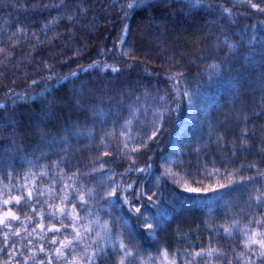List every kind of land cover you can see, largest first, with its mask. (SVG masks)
<instances>
[{
  "label": "trees",
  "instance_id": "obj_1",
  "mask_svg": "<svg viewBox=\"0 0 264 264\" xmlns=\"http://www.w3.org/2000/svg\"><path fill=\"white\" fill-rule=\"evenodd\" d=\"M129 2L0 0L5 50L0 53V189L8 184V194L24 197L11 204L25 224L23 232L44 229L26 241L9 236L8 245L0 233V264H48L49 257L59 264L51 242L61 237L60 222L70 226L69 214L80 203L75 189L101 191V162L118 184L132 185L125 193L130 199L133 189L143 194L135 206L159 219L149 235L129 205L114 209L128 220L126 231L135 234L128 242L137 250L129 258L133 264L257 261L247 255L242 230H261L256 220H264V202L249 199L255 188L264 187L257 173L264 172V14L241 0H203L198 6L190 0H147L125 18L120 9ZM60 4L65 6L56 7ZM225 36L238 45L232 53L222 44ZM93 62L99 67L90 68ZM71 72L77 75L62 79ZM177 89L194 93L195 106ZM154 125L162 131L149 139ZM166 159L177 163L162 167ZM147 165L146 173L135 170ZM34 166L54 167L55 174H49L54 186L35 190L28 179ZM165 168L176 178L161 176ZM214 169L219 175L208 176ZM74 173L76 183L70 179ZM241 177L256 180L241 184ZM229 179L236 183L215 193L185 191V185L215 187ZM65 185L71 186L67 192ZM62 194L70 195L68 202ZM93 204L88 203L94 211ZM233 220L240 227L225 233ZM74 246L83 248L79 242ZM101 259L116 264L117 254L109 246Z\"/></svg>",
  "mask_w": 264,
  "mask_h": 264
},
{
  "label": "snow or ice",
  "instance_id": "obj_2",
  "mask_svg": "<svg viewBox=\"0 0 264 264\" xmlns=\"http://www.w3.org/2000/svg\"><path fill=\"white\" fill-rule=\"evenodd\" d=\"M147 0H131L127 5H121V11L124 12L125 18H127L131 10L134 7H140L144 4H146ZM193 6H198L203 3V0H190ZM241 3H246L249 5L252 9H256L257 12L264 14V0L262 2H253V0H241ZM64 4L56 5V7H64ZM223 12L228 13L229 16H231V9L224 8ZM68 20L71 21L73 19V16L69 15ZM55 21H50L49 23H54ZM128 26L125 25L124 31L127 32ZM255 41V37L253 36L251 40L248 41L249 44H252ZM123 42V41H122ZM223 46H225L229 53H232L236 50L238 45L235 42L230 41V39L225 36L224 40L222 41ZM5 50L3 48H0V53H3ZM129 52H121L122 55H129ZM90 68L99 67L98 62H93L92 65H89ZM105 68L111 67L113 72L119 71L118 68L112 67L110 65L105 64ZM210 67L216 68V65H211ZM76 72L69 73L68 76L63 77L62 79L67 80L69 76H76ZM177 76H182V73H177ZM49 79L52 78L50 75L48 77ZM59 82V81H58ZM33 84L36 83V81H32ZM179 83V81H177ZM177 92L182 97L188 98V103L190 106H195V94L190 93L187 89H185L183 92H179L177 89ZM0 107H4V105H0ZM169 113L173 111V109L169 108L167 110ZM164 114L161 112L158 115V119L163 121L164 120ZM248 117H245V122H247ZM130 123V122H126ZM163 126L161 125L160 128H156L155 125L153 126V131L151 134V137L149 139L154 138L157 136L158 132L162 131ZM243 134H247V130L245 129V132ZM105 135H108L107 133ZM121 135H126L125 133H121ZM103 139V137H102ZM125 147H127V144H125ZM132 151H136V149H133ZM107 155V153H105ZM151 159V158H149ZM177 161L166 159L164 161V165H171L176 164ZM58 167V164H57ZM105 165L103 162L100 164V178L102 179V183L100 185L101 191L96 192L92 189H88L85 191L83 188H76L75 193L77 194V198L79 200V205L73 206V213L69 214L72 216V227L73 231L75 232V235L71 238L65 237L64 239H61L57 241L55 237L52 240V244L55 245L59 243L60 247L56 248V254L57 257H63L64 260H68V256L65 255V252L63 249L74 247L73 241L79 242L83 244V253H81L79 256L73 255L71 257V260L69 261V264H102V259L107 258V250L109 246L112 249L113 253L117 254V262L116 264H133V261L129 258H134L136 256V249L130 248L128 242L131 239H135V234L131 232H127V225L128 220L124 219L123 217L116 214L115 210H119L122 204L129 205V210L132 211L134 209L135 213H137V220L140 222V225L142 228L146 229L148 231L149 235H152L155 231V225L159 223V219L156 216H150L146 212L142 211V207L135 206V200L136 199H142L141 193H137L135 189H133V199H130L129 195H126L125 193L128 192V189L132 188V185L129 184L127 186H124L123 184H118L116 180L114 179L115 174L107 175L103 169ZM151 165H147L145 168H137L135 169L137 172L140 173H146L148 172ZM250 167L255 168L256 165H250ZM93 171H97L96 169H93ZM128 171V170H126ZM257 173L259 177H264V172H260L257 169ZM199 174V173H198ZM77 174H73V177L70 179H73V182L76 183L75 177ZM107 175V179L103 180V177ZM208 176L212 175H219V170L214 169L211 173H207ZM234 175V174H229ZM161 176H168L170 178H176V174L169 171L167 168H165V171L161 174ZM160 177H157V180H159ZM256 178L255 177H241L240 183H255ZM199 183V182H198ZM236 181L229 179L228 184H221L217 183L215 187H190L188 185H185V191L189 193H195V194H201V193H207L209 191L215 193L217 189H223L228 187V185L234 184ZM71 186L65 185L64 190L67 192ZM255 195L252 196L250 194L249 199L254 200L257 205L264 202V187L261 188H255L254 189ZM3 192H0V198L3 197ZM27 197L29 200L33 198V193L31 190L28 191ZM87 197V199H86ZM23 196H15L13 197L10 193L7 199H3V204L8 205L12 200H15L17 204L23 200ZM63 200H68L69 197L65 195L62 197ZM147 200L149 202L153 201V196L149 195L147 197ZM89 201L94 202L93 208L94 211L90 208L89 215L94 217V220L89 221V224H95L97 227L93 229L92 227H85L84 231L76 228V221L80 220L81 217L76 214L75 209L77 207L85 206L89 203ZM70 202V201H69ZM196 202V201H193ZM153 207H156L155 204H152ZM61 211L63 212L64 209L62 208ZM157 212H159V208H157ZM107 216V220H103L102 217ZM6 217H12V219H17L16 215L12 212L11 208H9L6 212H3L0 214V224L4 223ZM251 223V220L249 221ZM256 223L258 226H260L261 230H253L250 228L245 227L243 229V236L245 239L243 240L247 255L249 257L255 256L257 258V261L255 264H264V220H256ZM42 227V225H41ZM239 222L233 220L229 226L224 227V232L231 234V232L234 229L239 228ZM53 228H55V225H53ZM93 230H95V236L86 237L85 233H91ZM57 232H59V229H56ZM19 230H17V233ZM5 245L9 244L8 236L5 234L4 238ZM29 244H31V241H29ZM258 245V250L255 246ZM40 251L44 252L45 249L43 246L40 247ZM203 253V250L201 252L195 253L196 256H200ZM208 255H212V250H209ZM242 256L244 253L241 254ZM6 264V262H5ZM43 264V262H41ZM48 264H52V258L49 257ZM143 264V262H141ZM185 264H189L188 260H185ZM246 264H254V261L252 259H248L246 261Z\"/></svg>",
  "mask_w": 264,
  "mask_h": 264
},
{
  "label": "rangeland",
  "instance_id": "obj_3",
  "mask_svg": "<svg viewBox=\"0 0 264 264\" xmlns=\"http://www.w3.org/2000/svg\"><path fill=\"white\" fill-rule=\"evenodd\" d=\"M43 166V165H41ZM35 168V172L32 171V174L29 175V180L32 181L34 183L33 187L35 190L38 191H42L45 192V186L46 185H51L54 186V182L51 180L50 181V176L49 174L53 173L55 174V168L51 167V168H45V167H36ZM169 171H172L171 168H169ZM63 177V176H62ZM62 177L60 179H62ZM47 178V179H46ZM45 179V180H42ZM62 180H67V178H63ZM40 183L44 186V187H39ZM27 183H24L23 185L26 186ZM6 187L3 189H0V192H3V197L0 198V214H2L3 212H6L9 208H11L12 212L16 215L17 219H12V217H6L4 223L0 224V233H2L4 236L5 234H7V236H11V238H14L16 241H26L27 239H29V236H33V237H37L38 235H40L42 233V231L44 229H39L36 227H29V230H26L25 232H23L21 229H25L24 225L25 224H20L22 221H20V215L14 211V209H12L11 204H13L12 200L8 205H4L3 204V199H7L9 194H8V184L5 185ZM64 197L65 195H67L68 197H70V195L68 194H62ZM201 195H206V193H201ZM70 199V198H69ZM68 199V200H69ZM78 199V198H77ZM68 200H63L65 202H68ZM88 207V208H87ZM89 205L87 204V206H81L79 207V209H77L76 214H78L81 219L76 221V228L81 230L82 232L84 231L85 227H92L93 229H95L97 226L95 224H89V221L94 220L92 218V216L89 215ZM70 222V221H69ZM72 223L73 221H71L70 226L68 224L67 221H62L60 222V227H62V233H61V237H59V240L64 239L66 236L71 238L70 235L74 236L75 232L73 231V227H72ZM68 227H70L68 229ZM54 228H51L50 230H53ZM72 230V233L69 235L67 233L66 230ZM17 230H19V232L17 233ZM95 230H93L91 233H85L86 237H91V236H95ZM58 240V241H59ZM21 244H23L24 242H20ZM77 243L76 241H73V245ZM57 247H60L59 243L56 244ZM83 246V244H82ZM22 248L25 246H21ZM56 247V248H57ZM258 250V245L255 246ZM63 251L65 252V255L68 256V260H64L63 257H58V263L59 264H69V261L71 260V257L73 255H77L79 256L81 254V252L83 251V248L80 249V247H69L66 249H63ZM16 254V252H14L13 250L11 251V255ZM143 262V264H149L146 261H141ZM166 264H172V263H166ZM174 264V263H173Z\"/></svg>",
  "mask_w": 264,
  "mask_h": 264
}]
</instances>
